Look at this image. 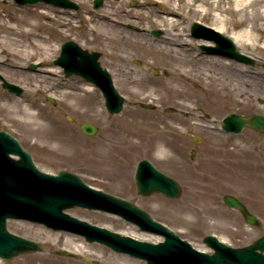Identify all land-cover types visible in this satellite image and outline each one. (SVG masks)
<instances>
[{
    "label": "rangeland",
    "instance_id": "obj_1",
    "mask_svg": "<svg viewBox=\"0 0 264 264\" xmlns=\"http://www.w3.org/2000/svg\"><path fill=\"white\" fill-rule=\"evenodd\" d=\"M75 1L79 4L77 10L41 1L19 5L14 0H0V17L4 16L0 19V73L24 88L23 95L18 96L0 85V128L17 136L40 169L76 172L96 189L137 203L197 249L210 248L204 241L207 234H215L233 246L253 242L264 233V133L249 127L228 133L220 125L231 112L264 114V48L260 46L264 40L252 44L237 40L239 48L261 57L260 67L249 68L201 50L199 46L205 39L190 34L195 20L216 27L222 20L223 32L232 36L238 27L235 19L243 17L245 7L236 18L223 10L231 6V0L215 3L208 13L200 10L207 6L206 0H168V4L155 0H104L98 8L93 6V0ZM172 4L179 9L172 11ZM251 8L253 22L260 24V7ZM13 16L23 18L25 23L17 24L24 28L23 32L9 27L15 24ZM147 29H161V34L150 41L151 35L144 32ZM67 39L101 50L104 65L106 56L114 55V49L130 57L136 68L133 60H141L142 71L131 66V74L128 69L113 71L117 89L126 98L120 112L107 111L104 97L94 84L76 75L65 76L62 68L54 64L58 43ZM39 59L44 64L39 71L24 68ZM154 69L159 73L154 74ZM209 87L224 95L216 107L210 104ZM89 102L93 108L87 105ZM144 104L153 107L146 108ZM2 106H11L15 111ZM25 107L40 114L38 120L56 124L54 138L34 131L20 118V110ZM155 114L166 115L167 120L154 124L147 117ZM130 118L137 123L126 124ZM83 121L96 124V134L84 133L80 128ZM189 130L202 141L195 143L187 134ZM146 157L180 181V197L138 193L135 168L138 160ZM225 193L243 199L261 218V224H248L237 209L224 202ZM66 211L140 239L163 238L103 210L75 206ZM8 227L38 241L42 246L39 252H50L66 264H98V259L104 264H149L100 241H87L74 232L70 233L80 239L77 242H68L62 236L59 243L47 245L46 240L56 241L52 235L62 230L41 223L9 219ZM75 246L82 251L73 249ZM63 248L71 250L72 255L60 254ZM210 249L207 252H213ZM39 252L0 259V264H20L22 259H32ZM116 255L120 257L113 261Z\"/></svg>",
    "mask_w": 264,
    "mask_h": 264
},
{
    "label": "water",
    "instance_id": "obj_2",
    "mask_svg": "<svg viewBox=\"0 0 264 264\" xmlns=\"http://www.w3.org/2000/svg\"><path fill=\"white\" fill-rule=\"evenodd\" d=\"M21 4L36 0H15ZM39 1V0H37ZM65 7L78 8L72 0H43ZM102 0H95L96 7ZM196 37L217 40V45H202L208 52L216 49L220 53H230L238 59L249 57L237 51L233 39L223 32L195 21L191 28ZM155 33H158L155 31ZM98 53L82 49L74 40L63 44L60 57L56 60L65 68L67 75L78 73L94 81L103 91L110 111L118 112L123 107L124 97L119 94L112 82V76L101 68L97 61ZM34 66V65H33ZM10 90L22 92L21 86L4 80ZM227 131L239 132L244 126H250L264 132V115L228 114L222 124ZM88 134H94L96 126L89 122L81 124ZM196 142L197 137H194ZM20 155L13 159L10 153ZM136 170V184L142 195L161 192L169 197H177L181 186L173 177L157 169L149 160L139 161ZM224 200L228 205L238 208L248 223L259 225V218L250 212L236 196L226 194ZM74 205L100 208L123 215L138 223L141 228L165 235V241L154 243L133 239L107 228L89 224L72 217L64 208ZM27 218L46 222L54 228H67L84 233L89 240H100L113 248L132 255L146 258L151 264H264V235L253 243L233 247L220 241L215 235H207L204 240L215 249L214 253L199 251L187 240L181 239L172 229L155 220L148 212L122 197L86 184L80 176L67 170L53 175L41 171L33 162L31 154L23 149L19 141L6 131L0 130V257L10 259L13 256L41 248L36 241L10 232L7 217ZM71 253L68 250L61 251Z\"/></svg>",
    "mask_w": 264,
    "mask_h": 264
},
{
    "label": "bare ground",
    "instance_id": "obj_3",
    "mask_svg": "<svg viewBox=\"0 0 264 264\" xmlns=\"http://www.w3.org/2000/svg\"><path fill=\"white\" fill-rule=\"evenodd\" d=\"M156 2H161L163 4H168V0H155ZM230 1V0H229ZM259 0H231V6L225 7L223 10L227 11L228 13H233L234 17H238V15H240V11L241 8L245 7L246 11L243 13V17H239V19H235V25H237V30L233 31L232 34V38L234 40H239V41H246L249 44H252L255 42V40H264V2H258ZM260 1H264V0H260ZM206 4L207 6L200 8V10L202 12L208 13L211 9L214 8L215 3L219 5L220 2H226V0H206ZM254 5H257L259 8V10L257 11V13L259 12V15L261 16V18L263 19V21L260 24H255L253 22V12L251 11V7H254ZM170 9L172 11H176L178 10V6L177 5H173L170 7ZM171 13V12H170ZM4 18V16H1L0 19ZM11 20H13L15 22V24L10 25L9 27L11 28V30H15V32H23L24 28L21 26H18L17 24H22L25 23L22 17H15L13 16L11 18ZM37 26L39 25V23L36 24ZM215 28H217L220 31H225V24L224 21L221 20V22H219L218 27L214 26ZM262 48H264V42L263 44H260ZM50 57H48L49 59ZM23 65H21L22 67ZM208 92L212 98L211 101V106H218L224 95L223 93H220L218 91V89H215L214 87H209L207 88ZM85 100V99H84ZM78 101V100H76ZM88 102V100L86 101ZM90 108L94 107L93 103H88L87 104ZM3 108L9 110V111H15V109L11 106H2ZM22 112V116H20V118H22L24 120V122H27L28 125L34 130V131H43V133L47 134L46 137L48 139H52L54 138V134L56 129V124L53 123L51 121V123H46L44 120H38V118H41V116L39 117L40 114L36 113L35 111H32L30 109V107H25L24 110H20ZM8 112V111H7ZM18 113V112H17ZM19 114V113H18ZM21 114V113H20ZM149 118V120L151 122H153L154 124L156 122H162L164 120H167V116L166 115H160V114H155L154 116H149L147 117ZM137 123V120L130 118L127 120L126 124H129L130 126H133ZM47 124V125H46ZM139 130V129H136ZM64 233V235H63ZM53 237L55 236L56 241L52 240L51 238H48L46 240V244L48 245H54L55 243H59V239L64 236L68 242H77V240L79 241L80 239L76 236H74L72 233L67 232V231H62L60 233H57L55 235H52ZM67 246V245H66ZM77 251H82L79 250V248H77L76 246L73 248ZM211 248V247H210ZM205 249L206 251H211V249ZM119 255H116L115 257H112L113 261H116L117 258H119ZM98 261L100 263L98 264H104L103 261H101V259H98ZM20 264H66L64 261L57 259L55 256H53L52 253H47V252H39L37 253L32 259H22V262H20ZM70 264V263H68Z\"/></svg>",
    "mask_w": 264,
    "mask_h": 264
},
{
    "label": "flooded vegetation",
    "instance_id": "obj_4",
    "mask_svg": "<svg viewBox=\"0 0 264 264\" xmlns=\"http://www.w3.org/2000/svg\"><path fill=\"white\" fill-rule=\"evenodd\" d=\"M114 51H115L114 55H111L108 58H107L108 55L106 56V65L108 66V68L113 70V71H117V70L120 71L121 69H128V72H130V74H131L134 70H130V69L135 67V65L134 66L131 65V62L128 59L130 57H126V54L118 52L117 49H114ZM243 51L246 52L249 55L252 54V52L250 50H248V49L247 50L243 49ZM251 56L253 57L254 62H255L254 67L255 66L256 67L259 66L261 57L260 56L257 57V56H253V55H251ZM226 59L230 60V61L233 60V59H230V58H226ZM133 61L135 63V60H133ZM141 65H142V63H141V60H140V63L138 64L139 67H137V68L135 67L136 70H141L142 71V69H139ZM129 66H131L130 69L128 68Z\"/></svg>",
    "mask_w": 264,
    "mask_h": 264
}]
</instances>
